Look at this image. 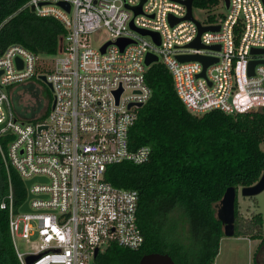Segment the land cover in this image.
I'll return each mask as SVG.
<instances>
[{
  "label": "built area",
  "instance_id": "obj_1",
  "mask_svg": "<svg viewBox=\"0 0 264 264\" xmlns=\"http://www.w3.org/2000/svg\"><path fill=\"white\" fill-rule=\"evenodd\" d=\"M60 1L24 5L40 16L56 17L67 29L53 59L22 44L0 54V151L25 182L38 178L27 187L28 211L16 212L12 188L8 195L10 230L21 264H29V256L37 257L31 264H94L96 250L99 254L111 241L131 249L143 245L138 191L113 185L105 173L110 164L150 160L149 146L132 150L129 145L139 109L152 95L146 82L148 53L169 69L177 94L193 114L264 110V62L251 72L252 60H264V53L252 52L264 49L263 0H230L220 21H200L220 26L202 32L204 47L188 46L197 39L199 26L184 19L186 0H65L69 11ZM140 4L137 14L134 8ZM170 16L181 20L172 24ZM132 22L157 31L160 44ZM104 27L112 37L96 46L93 35ZM121 38L132 41L122 48ZM214 45L220 49L209 48ZM186 54L218 60L205 68L198 59L181 61L179 56ZM41 74L53 84L55 107L42 122L20 120L9 88ZM6 207L3 202L1 208ZM17 237L26 240L28 251L18 249Z\"/></svg>",
  "mask_w": 264,
  "mask_h": 264
},
{
  "label": "trees",
  "instance_id": "obj_2",
  "mask_svg": "<svg viewBox=\"0 0 264 264\" xmlns=\"http://www.w3.org/2000/svg\"><path fill=\"white\" fill-rule=\"evenodd\" d=\"M28 1L0 0V54L12 44H22L37 55L54 57L61 50L67 29L56 17L40 16L25 8ZM194 7L206 10L209 22L220 21L224 15V0H194ZM146 82L152 95L139 109L129 131V145L132 150L149 146L150 160L110 164L105 173L113 185L138 191V226L145 240L137 249L111 241L94 264H139L149 253L169 254L176 264H214L226 236L218 217L226 190L233 186L238 194L264 174V110L193 114L161 62L149 67ZM24 83H39L44 102L35 107L37 114L28 120L15 113L16 117L34 123L46 120L54 100L52 90L37 77ZM24 83L11 86L10 96H16ZM10 188L14 209L19 212L28 188L0 151V264H21L10 230ZM3 202L6 208H1ZM234 236L259 239L264 244V214L245 216L238 199Z\"/></svg>",
  "mask_w": 264,
  "mask_h": 264
},
{
  "label": "rangeland",
  "instance_id": "obj_3",
  "mask_svg": "<svg viewBox=\"0 0 264 264\" xmlns=\"http://www.w3.org/2000/svg\"><path fill=\"white\" fill-rule=\"evenodd\" d=\"M222 11L225 12V8ZM193 14L201 22L206 20L207 13L203 8L194 7ZM111 37V33L104 27L93 35V42L98 46ZM44 57L50 60L53 59L51 55H44ZM29 83L19 85L20 88L17 91V95H11L14 112L19 118L24 120H28L31 114H37L34 111L35 107L40 102H44L42 88L39 83L35 85ZM262 147L264 149V144H262ZM237 199L240 204V210L245 216L249 217L252 212H262L264 214V191L255 196H244L240 189ZM17 247L21 252H26L30 249L26 240L21 237H17ZM215 264H264V244H261L259 239L253 240L245 236L226 235L221 240L220 252Z\"/></svg>",
  "mask_w": 264,
  "mask_h": 264
},
{
  "label": "water",
  "instance_id": "obj_4",
  "mask_svg": "<svg viewBox=\"0 0 264 264\" xmlns=\"http://www.w3.org/2000/svg\"><path fill=\"white\" fill-rule=\"evenodd\" d=\"M264 1V0H263ZM187 7H188V13L187 15L184 17V19H191L194 20L198 26H199V35L197 37V39L195 41H193L192 43H190L188 46L191 47H204V45L201 43L200 40V36L202 34V32L206 31V30H219L220 26H203L200 21L196 20L193 16V6H194V0H186L185 1ZM59 5L63 6L64 8H66L68 11L71 8V4L68 1L62 0L60 1ZM230 5V0H224V6L226 8H228ZM135 12L137 14L142 12V4H140L139 6L135 7ZM32 11H34V8H32ZM170 20L172 24H175L176 22L180 21L181 19H177L174 18L173 16H170ZM132 27H134L135 29H137L139 32H141L142 34L145 35H151L154 40L160 44V35L157 31H152V30H148V29H142V28H136L133 24V22L131 23ZM131 39H126V38H121L118 40V44L124 48L129 42H131ZM109 43L105 44L102 47V51L104 52L106 47L108 46ZM209 48H217L220 49V45H214V46H210ZM254 54L257 53H264V49L262 48H257V49H253L252 51ZM181 61H187V60H201L204 65L205 68L217 61L218 59L216 57H211V56H203V55H199V54H186V55H180L179 56ZM159 61V57L154 54V53H148L146 56V64L148 66L152 65L153 63ZM260 61L264 60H252L251 61V72L254 71V67L257 63H259ZM19 64H22L21 61L19 60ZM2 73V71H0V74ZM202 74H205V69L202 72ZM39 78L44 81L49 87L50 89L53 91V84L51 81L48 80L47 76L45 74H41L39 75ZM123 89L121 88L120 90L117 91V99L119 100L120 95L122 94ZM142 103H139V106H142ZM130 106H132V104H130ZM55 107V99L53 100L52 103V108ZM2 125H0L1 128ZM45 126H40L39 129L41 130L42 128H44ZM38 180V178L35 179H31V180H27L26 181V185L29 188L32 184L33 181ZM242 190V194L244 196H255L258 195L259 193L264 191V174L261 176V178L253 185L251 186H245L241 188ZM31 197V195H30ZM236 199H237V190L235 187L230 186L228 187V189L226 190L219 206H218V217L219 219L224 223V230H225V234L227 236H234L235 235V207H236ZM29 210V201L27 200L22 207L20 208V211H28ZM98 249L95 252V257L98 255ZM37 258V257H36ZM35 257L33 256H29L28 260H29V264H31L35 259ZM139 264H176L175 261L173 260V258L169 255V254H164V253H149V254H145Z\"/></svg>",
  "mask_w": 264,
  "mask_h": 264
},
{
  "label": "crops",
  "instance_id": "obj_5",
  "mask_svg": "<svg viewBox=\"0 0 264 264\" xmlns=\"http://www.w3.org/2000/svg\"><path fill=\"white\" fill-rule=\"evenodd\" d=\"M215 264V263H214Z\"/></svg>",
  "mask_w": 264,
  "mask_h": 264
}]
</instances>
